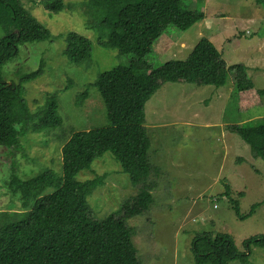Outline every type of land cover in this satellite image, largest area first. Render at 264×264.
I'll use <instances>...</instances> for the list:
<instances>
[{"label":"rangeland","instance_id":"rangeland-1","mask_svg":"<svg viewBox=\"0 0 264 264\" xmlns=\"http://www.w3.org/2000/svg\"><path fill=\"white\" fill-rule=\"evenodd\" d=\"M20 1L51 38L19 46L17 57L2 67L1 75L4 81L16 83L41 61L43 72L23 84V97L33 112L46 95L54 94L60 123L48 131L29 130L18 137L17 147L0 146V212L7 210L11 199L6 187L10 175L27 180L51 170L60 176V148L71 132L108 125L93 83L100 73L131 60L130 55L101 45L105 28H87L82 8L77 6L84 0H62L66 7L56 14L45 9V0ZM181 8L201 11L204 17L185 31L168 27L145 57L152 67L184 60L197 41L206 38L227 65L245 66L254 88L264 90V5L254 0H182ZM69 32L91 42L86 61L73 64L63 57L64 37ZM232 88L231 74L219 88L165 83L146 103L145 124L161 122V127L147 128L155 167L148 178L153 203L147 213L126 221L140 264H194L190 245L197 233H226L241 252L245 239L264 235V163L227 129L264 118V94L259 105L238 110ZM220 90L226 100L215 95ZM97 177L102 183L86 198L91 216L101 220L120 215L122 203L135 196L138 187L120 172L109 152L75 178ZM230 199L238 202L242 214L260 205L239 220ZM247 264H264V249L252 247Z\"/></svg>","mask_w":264,"mask_h":264},{"label":"trees","instance_id":"trees-1","mask_svg":"<svg viewBox=\"0 0 264 264\" xmlns=\"http://www.w3.org/2000/svg\"><path fill=\"white\" fill-rule=\"evenodd\" d=\"M264 5V0H254ZM182 0H84L82 8L89 29H106L101 45L130 55L128 64H117L100 73L93 85L104 108L108 125L73 131L60 148L61 175L43 171L27 180L11 176L6 183L11 199L0 212V264H140L131 242L130 218L147 213L153 203L150 173L155 171L149 155L150 138L145 123V104L165 83H187L219 88L232 75V98L236 108L246 110L261 103L264 90L255 89L241 64L227 65L221 52L201 38L184 60H169L152 67L145 57L168 27L185 31L204 17L201 11H186ZM51 13L65 9L62 0H45ZM73 7V6H68ZM49 30L24 8L20 0H0V146L17 147L18 137L56 128L60 119L54 94L46 95L33 112L23 97V84L39 77L43 63L18 81L6 82L4 65L14 60L19 46L48 41ZM62 55L73 64L91 56V42L74 32L64 37ZM235 97V98H234ZM251 154L264 163V118L248 124H231ZM109 152L128 175L135 196L122 203L120 215L94 219L86 198L103 179L78 181L76 175ZM51 192L45 194V191ZM229 190V188H228ZM228 193V192H227ZM239 220L249 217L260 205L242 214L230 199ZM15 202L18 204L16 205ZM17 206L18 209L13 210ZM241 252L226 233H197L190 245L194 264H247L251 248L264 249V235L243 242Z\"/></svg>","mask_w":264,"mask_h":264},{"label":"crops","instance_id":"crops-1","mask_svg":"<svg viewBox=\"0 0 264 264\" xmlns=\"http://www.w3.org/2000/svg\"><path fill=\"white\" fill-rule=\"evenodd\" d=\"M225 62H226V61H225ZM226 89H228V87H227ZM222 92H224V91H223V90H220V92H219L218 94H215V95H216L217 97H219L220 99H224V100H226L227 98L220 97V95H221ZM221 101H223V100H221ZM147 102H148V101H147ZM147 102H146V103H147ZM145 105H146V104H145ZM144 110H145V109H144ZM221 119H222V117H221ZM145 120H146V119H145ZM144 124H145V123H144ZM144 126H145L146 129L149 128V127H150L149 129H153V128H152L153 126H157V127L160 128V127H161V122H158V123L149 122V125H146V124H145ZM149 129H148V130H149ZM223 136H224V135H223Z\"/></svg>","mask_w":264,"mask_h":264}]
</instances>
